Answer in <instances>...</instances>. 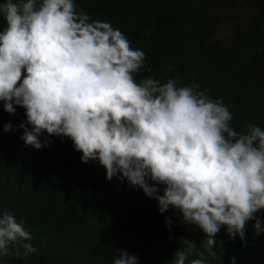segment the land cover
<instances>
[{
  "label": "clouds",
  "instance_id": "1",
  "mask_svg": "<svg viewBox=\"0 0 264 264\" xmlns=\"http://www.w3.org/2000/svg\"><path fill=\"white\" fill-rule=\"evenodd\" d=\"M0 15L6 23L0 102L10 114L14 106L25 109L20 127L26 145L47 147L51 141L42 143L43 133L69 138L81 162L98 161L107 181L116 177L139 187L157 200L161 214L177 210L183 223L204 234L202 246L214 258L222 227L244 246L249 221L256 235L264 233L256 215L264 212L261 127L246 124L238 133L222 99L198 84L155 77L137 82L142 67L151 71L145 53L109 22L78 11L74 0H5ZM156 185L164 186L162 195ZM31 240L23 222L0 208V260L10 254L27 259L37 249L22 241ZM179 243L173 264H188L197 245L186 238ZM116 252L113 264H138L136 256ZM199 257L190 264H205L203 251Z\"/></svg>",
  "mask_w": 264,
  "mask_h": 264
},
{
  "label": "trees",
  "instance_id": "2",
  "mask_svg": "<svg viewBox=\"0 0 264 264\" xmlns=\"http://www.w3.org/2000/svg\"><path fill=\"white\" fill-rule=\"evenodd\" d=\"M74 2L78 11L109 22L145 53L151 71L142 67L137 82L155 77L161 83L178 78L179 86L198 84L199 91L222 99L238 133L246 124L264 130V0ZM224 23H232L231 30L220 39ZM5 27L0 15V31ZM14 108L10 114L0 102V208L23 222L32 240L22 243L37 251L27 259L10 254L0 264H113L116 250L136 256L138 264H173L181 238L197 245L188 264L201 251L205 264H232L233 258L235 264H264V233L255 234V221L245 228L247 246L222 227L214 237L217 257L209 256L204 234L183 223L177 210L169 207L161 214L157 200L139 187L116 177L107 181L98 161L81 162L82 153L69 138L43 133L41 142L51 141L47 147L26 145L20 127L25 109ZM156 187L162 195L164 186ZM256 215L264 225V212Z\"/></svg>",
  "mask_w": 264,
  "mask_h": 264
},
{
  "label": "rangeland",
  "instance_id": "3",
  "mask_svg": "<svg viewBox=\"0 0 264 264\" xmlns=\"http://www.w3.org/2000/svg\"><path fill=\"white\" fill-rule=\"evenodd\" d=\"M231 25H232V23H229V24L224 23L223 24V26L220 28V30L217 34L220 39L225 37L228 34Z\"/></svg>",
  "mask_w": 264,
  "mask_h": 264
}]
</instances>
